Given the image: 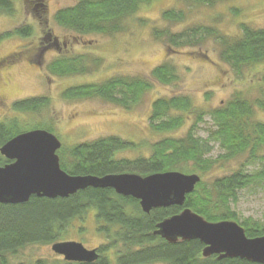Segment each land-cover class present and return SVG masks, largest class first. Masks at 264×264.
I'll list each match as a JSON object with an SVG mask.
<instances>
[{
    "label": "trees",
    "instance_id": "trees-1",
    "mask_svg": "<svg viewBox=\"0 0 264 264\" xmlns=\"http://www.w3.org/2000/svg\"><path fill=\"white\" fill-rule=\"evenodd\" d=\"M40 1L39 5L46 9L45 3ZM152 1L78 0L74 5L57 10L53 19L61 28L79 36H115L126 31L130 17ZM184 1L189 7H200L226 0ZM15 2L0 0V14L14 15ZM185 16V12L174 9L163 14V18L170 22L182 21ZM32 33L33 27L24 25L0 34V42L13 35L29 37ZM52 35L47 33L46 38ZM154 35L174 52V45L200 43L204 38L213 37L222 59L239 74L249 65L264 62V28L242 24L241 33L231 36L212 26L197 25L179 34L154 30ZM57 44L56 41H49L47 47L57 49ZM101 64L102 60L91 54L62 53L47 63V71L57 77H71L92 73ZM151 76L161 83H172L178 79L177 68L166 61L155 67ZM151 86L147 78L116 75L100 82L69 86L62 92V97L72 101L99 98L128 108L139 102ZM50 99L47 95L20 99L13 104V110L38 113L46 108ZM255 107L264 110V88L255 100L242 92L235 94L211 111L213 127L207 138H201L197 136L196 128L204 121L205 113L193 105L189 96L159 98L153 103L150 114L154 130H176L185 124L186 118H191L190 114H195L196 118L184 135L166 137L155 143L149 157L126 159L117 156V152L132 146L118 136L62 145L58 151L61 167L71 175L137 173L147 176L172 170L198 174L201 181L194 192L187 195L184 206L154 208L150 213L142 210L139 200L120 195L113 188L88 187L67 198L34 195L25 203H0V264H10L11 256L26 246L53 245L62 241L63 236L68 235L73 220L85 217L90 210L94 211L97 231L105 238L104 243L97 247L98 259L77 262L65 260L62 256L61 261L52 264H112L110 255L116 256L119 264H261L239 257L219 258L217 254L204 257L205 245L200 240L169 242L155 234L157 225L163 220L190 208L211 222L237 221L250 238L264 236V218H243L239 221L237 212L231 207L241 189L255 183L264 184V121L254 118ZM24 126L17 117L0 121V147L18 134L33 129L53 133L50 123H39L30 129ZM212 141L221 148L217 158L209 156ZM241 156H246V163L259 161V168L252 174L246 173V163L243 162L242 167L231 174L207 180L205 175L215 166H224L227 161ZM9 162L0 153V166ZM37 264L47 263L40 260Z\"/></svg>",
    "mask_w": 264,
    "mask_h": 264
},
{
    "label": "rangeland",
    "instance_id": "rangeland-1",
    "mask_svg": "<svg viewBox=\"0 0 264 264\" xmlns=\"http://www.w3.org/2000/svg\"><path fill=\"white\" fill-rule=\"evenodd\" d=\"M17 1L14 15L0 14V34L24 25H32L33 33L29 38L13 35L0 42V60L15 52L16 56L21 51H29L11 63L7 61L12 58H7L1 65L0 121L17 117L25 129L50 123L52 132L63 146L118 136L132 146L117 152V156L126 159L149 157L155 143L166 137L184 135L196 118L195 114H190L191 118H186L185 124L176 130H154L150 114L157 99L189 96L193 105L205 113L204 121L196 128L197 136L207 138L213 127L211 111L214 108L239 92L253 100L262 94L264 62L249 65L239 74L222 59L213 37L204 38L200 43L174 45V52L162 39L155 37L154 30L179 34L197 25H207L224 34L237 36L242 24L264 28V0H226L200 7H189L184 0H153L130 17L126 31L115 36H79L61 28L53 19L54 13L78 0H41L46 9L39 5V0ZM171 9L185 12V18L174 22L164 19V12ZM47 33L53 35L47 39ZM49 41H56L58 48L47 47ZM62 53L91 54L100 58L102 64L89 74L57 77L47 71V63ZM166 61L174 64L178 73V79L168 84L151 76L153 69ZM116 75L147 78L152 84L151 89L128 108L99 98L72 101L62 97V92L69 86L100 82ZM39 95L51 98L44 110L38 113L13 110L17 100ZM254 118L264 121V110L255 107ZM211 146L209 156L217 158L221 148L214 141ZM245 159L246 156H241L229 160L224 166H215L205 176L211 181L229 175L241 168ZM259 165V161L248 162L244 171L252 174ZM231 207L237 212L239 221L243 218L263 219L264 184L255 183L241 189ZM72 240L82 242L89 249L104 243L105 238L97 231L93 210L70 224L68 235L63 236L62 241ZM110 257L112 264H119L116 256ZM40 260L52 264L61 261L62 256L53 251L52 245H29L11 256L10 264H37Z\"/></svg>",
    "mask_w": 264,
    "mask_h": 264
},
{
    "label": "water",
    "instance_id": "water-1",
    "mask_svg": "<svg viewBox=\"0 0 264 264\" xmlns=\"http://www.w3.org/2000/svg\"><path fill=\"white\" fill-rule=\"evenodd\" d=\"M62 141L50 131L33 129L18 134L0 147L10 160L0 166V203H25L36 195L67 198L88 187L113 188L118 194L133 197L142 210L184 206L186 197L201 181L198 174L167 171L143 176L137 173L71 175L60 163ZM156 235L169 242L200 240L203 256L239 257L264 264V236L250 238L234 220L211 222L190 208L166 218L157 225ZM55 253L68 261L92 262L98 259L97 248L89 249L79 241H61L52 245Z\"/></svg>",
    "mask_w": 264,
    "mask_h": 264
},
{
    "label": "flooded vegetation",
    "instance_id": "flooded-vegetation-1",
    "mask_svg": "<svg viewBox=\"0 0 264 264\" xmlns=\"http://www.w3.org/2000/svg\"><path fill=\"white\" fill-rule=\"evenodd\" d=\"M16 2H18L17 0H16ZM15 2V3H16ZM32 26V25H31ZM33 27V26H32ZM32 36V35H31ZM19 37H22V36H19ZM30 37V36H29ZM29 37H23V38H29ZM26 52H28L29 53V51L28 50H25V51H21V52H19L16 56H15V54H16V52L15 53H13L12 55H9V56H7V57H5L4 59H1L0 60V69H1V65H3V62H5L6 61V59L7 58H12V59H9L7 62L9 63H11V62H13V61H15L21 54H23V53H26ZM42 52V51H41ZM1 76H2V74L0 73V82L2 81V79H1ZM26 98V97H25ZM25 98H23V99H25Z\"/></svg>",
    "mask_w": 264,
    "mask_h": 264
}]
</instances>
